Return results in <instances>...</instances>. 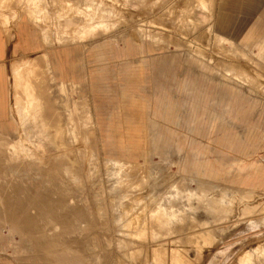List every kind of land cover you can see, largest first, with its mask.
Listing matches in <instances>:
<instances>
[{
    "label": "rangeland",
    "instance_id": "obj_1",
    "mask_svg": "<svg viewBox=\"0 0 264 264\" xmlns=\"http://www.w3.org/2000/svg\"><path fill=\"white\" fill-rule=\"evenodd\" d=\"M26 1L0 0V10L22 9ZM215 1L110 0L111 25L107 27L104 19L95 18L94 29L105 28L111 35L140 39L154 50L147 54L173 51L176 67L169 56H149L146 60V70L151 71L158 88L163 83L172 90L176 70H189L191 85L234 83L264 101V43L254 45V37L241 38L261 14L264 0H217L216 5ZM15 21L16 18H10L9 31H2L6 49L3 78L9 81L10 102L12 64L23 46ZM120 43L123 46V41ZM44 48L42 45L24 53L34 57L41 55ZM133 58L128 55L116 60L125 64ZM88 65L91 70L92 65ZM70 66L71 63L64 62V70L68 71ZM191 68L197 72H191ZM88 81L84 92L76 91L72 97L78 99L86 94L94 112L98 105L119 104L110 99L115 95L94 90L92 78ZM50 91L56 100L51 103L63 111V94L55 87ZM148 96L151 104L157 103L156 94ZM196 120L197 124L206 122ZM177 128L185 142H175L170 149L138 157L137 161L127 160L129 165L126 160L102 155L104 151L96 141L52 143V152L41 149V143L10 144L12 150L8 149L12 153L34 156L17 158L22 171L19 175L7 172L6 158H0V183L18 182L14 190L0 189V209L5 213L0 214V262L245 264L248 260L246 264H264V189H238L224 175L220 179L211 175L210 165L204 163L199 167L197 157L191 156L186 162L185 151L196 154L197 148L204 149L203 146L208 147L207 156L215 162L222 153L218 151L223 149L213 140L223 137L218 127L207 136L197 135V140L186 125ZM259 128L264 131V117L259 120ZM65 133L76 138V132L68 127ZM100 134L105 136L104 132ZM10 136L15 137L16 133L11 132ZM22 144L30 151H23ZM224 153L246 163L252 157L245 156L240 148ZM255 158L264 165V144ZM114 161L125 163L124 167ZM237 172L232 169L233 174ZM9 191L14 193V209L20 213H12L11 207L4 204ZM31 214L54 220H29ZM149 224L153 230L146 228Z\"/></svg>",
    "mask_w": 264,
    "mask_h": 264
},
{
    "label": "crops",
    "instance_id": "obj_2",
    "mask_svg": "<svg viewBox=\"0 0 264 264\" xmlns=\"http://www.w3.org/2000/svg\"><path fill=\"white\" fill-rule=\"evenodd\" d=\"M18 8L0 10L2 158L14 157L8 149L10 144L40 141L46 150L52 152V143L90 140L99 143L101 151H104L102 155L133 162L138 157L170 149L175 142H185L177 126L186 125L195 140L197 135L207 136L212 128L218 127L223 137L213 140L219 142L223 149L218 151L222 153L217 155L215 162L212 163L208 158L206 146H203L204 149L197 148L196 154L185 151L186 162L190 161L191 156L197 157L199 167L204 163L210 165L208 172L211 175L216 179L224 175L223 178L237 184L238 189L255 192L257 188L264 189V165L255 158L264 144V131L259 128V120L264 117V101L252 95L253 92L228 82H221L225 85H191L189 70H183L182 73L176 70L172 90L163 83L158 88L152 80L151 71L146 70L149 65L146 60L149 56L153 59L169 56L176 67L175 54L170 50L147 54L154 50L140 39L111 35L105 28L94 29L95 18L98 21L104 19L107 27L111 25L110 0H103V4L101 0H27L22 9ZM10 18H16L15 24L22 35L23 44L12 64L14 77L10 83L13 87L11 102L8 96L9 81L3 78L6 49L2 40V31H9L7 23ZM244 36L254 37V45L260 41L264 43V9L241 38ZM120 41H123V46ZM42 45L45 48L41 55L33 57L24 53V50L32 51ZM128 55L134 56L132 62L122 64L116 60ZM64 62L71 63L68 71L64 70ZM88 63L92 65L91 70ZM191 72L197 71L191 68ZM89 77L92 78L94 90L115 95L110 99L117 100L119 104L98 105V110L94 112L86 94L78 99L72 97L76 91L84 92ZM181 80L182 85L179 84ZM211 86L216 89H204ZM52 87L63 94V111L51 103L56 102L50 94ZM153 93L158 96L155 104H151L148 96ZM198 118L206 122L197 124ZM67 127L76 132V138L71 135L68 137L65 133ZM11 132L16 133V136L11 137ZM100 132H104L105 136ZM238 148L243 150L245 156H252L250 162L231 158L224 153ZM233 168L237 169V174L232 173ZM7 169V172H11ZM16 183L11 180L1 182L0 189L14 190ZM9 195L4 198V204L11 207L12 213H20V210L14 209L17 205L14 193L10 192ZM26 211L23 210L25 215H30ZM3 212L1 210L0 214L4 215ZM29 220L54 219L31 214Z\"/></svg>",
    "mask_w": 264,
    "mask_h": 264
},
{
    "label": "bare ground",
    "instance_id": "obj_3",
    "mask_svg": "<svg viewBox=\"0 0 264 264\" xmlns=\"http://www.w3.org/2000/svg\"><path fill=\"white\" fill-rule=\"evenodd\" d=\"M81 1V0H80ZM83 1V0H82ZM95 1V0H94ZM67 3V2H66ZM87 5V4H86ZM96 5V4H95ZM94 5V6H95ZM42 6V5H41ZM98 8V7H97ZM101 8H102V6H101ZM108 9V8H107ZM103 10V9H102ZM66 11V10H65ZM106 12V11H105ZM70 14V13H69ZM108 14V13H107ZM105 15V14H104ZM63 16V15H62ZM76 20V19H75ZM76 22V21H75ZM99 25V24H98ZM64 27V26H63ZM68 27V26H67ZM61 30V29H60ZM65 30V29H64ZM80 30V29H79ZM52 39V38H51ZM65 40H66V38H65ZM154 41V40H153ZM155 44V43H154ZM103 51V50H102ZM39 111V110H38ZM40 130H42V129H40ZM39 130V131H40ZM46 130V129H45ZM38 131V130H37ZM40 134H42V133H40ZM48 134V133H47ZM32 136V135H31ZM30 137V136H29ZM35 137V136H34ZM37 138V136L35 137V139ZM33 144H37V143H39L38 141H31ZM32 143H31V145H32ZM6 144V143H5ZM42 144V143H41ZM40 144V148L41 149H44L45 147L44 146H42ZM2 146H4V144L2 145ZM36 146H38V145H36ZM39 147V146H38ZM12 148H15V146H13ZM21 148H22V150L23 151H30V148L28 147V146H26L25 144H22L21 145ZM126 148V147H125ZM9 149H11V148H9ZM0 150H1V148H0ZM12 150V149H11ZM14 157L13 158H6V167H8L10 170H11V172H13L14 174H16V175H19L22 171H21V167H20V163H19V160L17 159V158H20V157H22V156H27V157H31V156H34V154H29V153H22V154H16V153H11ZM1 156V155H0ZM8 157H10L9 155H8ZM0 158H2V156L0 157ZM4 158V157H3ZM2 158V159H3ZM1 159V160H2ZM3 160H5V159H3ZM122 161V160H121ZM1 162V161H0ZM4 162V161H3ZM114 162H116V161H114ZM124 162H128L127 160L126 161H124ZM35 163H38V160L35 162ZM111 163H113V162H111ZM119 163H121V162H119ZM119 163H118V161L115 163V164H118L119 165ZM4 164V163H3ZM122 164V163H121ZM125 163H123L122 164V166L124 165ZM130 164V162H128V165ZM5 165V164H4ZM127 165V166H128ZM113 166H115V165H113ZM112 166V167H113ZM5 167V166H4ZM5 167V168H6ZM121 167V166H120ZM124 167V166H123ZM122 167V168H123ZM118 168V167H117ZM127 168V167H126ZM140 168V167H139ZM115 170L117 171V169H116V166H115ZM119 170V169H118ZM24 171V170H23ZM119 171H121L122 172V170H121V168H120V170ZM25 172V171H24ZM116 173V172H115ZM117 174H118V171H117ZM117 174H115L116 176H117ZM115 176V177H116ZM117 178V177H116ZM118 179L120 180L121 178H120V175H119V177H118ZM115 181V180H114ZM119 182V181H118ZM117 182V183H118ZM123 181L121 180V183H122ZM125 183V182H124ZM122 187V186H121ZM129 188H131V187H129ZM134 188V187H133ZM130 192V191H129ZM128 196V195H127ZM168 196V195H167ZM166 195L164 196V197H167ZM169 197V196H168ZM126 198V197H125ZM172 202V201H171ZM166 204V203H165ZM171 204V203H170ZM163 205V204H162ZM161 205V206H162ZM167 206V205H166ZM176 208V207H175ZM166 209V208H165ZM178 209V208H177ZM181 210V209H180ZM174 211V210H173ZM171 212V211H170ZM177 212V211H176ZM176 212H175V214H176ZM167 213H168V211H167ZM166 215V214H165ZM171 215V214H170ZM179 215V214H178ZM178 217V216H177ZM176 217V218H177ZM179 218V217H178ZM122 224V223H121ZM131 224V223H130ZM148 230L149 229H152L153 230V225H151L150 226V224H149V226H147L146 227ZM133 229V228H132ZM156 232V231H155ZM245 264L246 263H248V260L247 261H245L244 262Z\"/></svg>",
    "mask_w": 264,
    "mask_h": 264
}]
</instances>
